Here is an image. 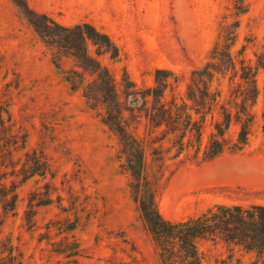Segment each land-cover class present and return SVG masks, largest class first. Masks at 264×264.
Here are the masks:
<instances>
[{
    "label": "rangeland",
    "instance_id": "obj_1",
    "mask_svg": "<svg viewBox=\"0 0 264 264\" xmlns=\"http://www.w3.org/2000/svg\"><path fill=\"white\" fill-rule=\"evenodd\" d=\"M16 1L0 0V153L6 156L0 177L18 195L14 211L0 200V264H175V257L166 262L132 197L121 141L104 122L102 85L70 53L47 45L29 20L90 24L111 38L117 58L100 54L91 41L88 53L115 80L123 124L144 137L141 96L157 85V70L171 73L158 77L169 76L165 100L172 106L198 71L226 68L221 60L228 53L238 76L215 74L213 89L223 97L232 79L240 81L243 61L256 67L264 55V0H243L240 10V0ZM67 77L81 86L73 88ZM257 79L263 90V68ZM220 111L208 114L206 137ZM257 113L242 152L210 161L191 149L176 158L175 150L165 154L157 203L166 220L185 221L217 205L264 206L262 102ZM196 246L203 264H264V257L219 240L199 239Z\"/></svg>",
    "mask_w": 264,
    "mask_h": 264
},
{
    "label": "trees",
    "instance_id": "obj_2",
    "mask_svg": "<svg viewBox=\"0 0 264 264\" xmlns=\"http://www.w3.org/2000/svg\"><path fill=\"white\" fill-rule=\"evenodd\" d=\"M16 3L21 6L18 0ZM243 7L244 1H238L236 8L240 10ZM26 8H29L27 4ZM44 19H46L44 23L29 20L42 40L51 47L70 53L81 65L80 67L97 77L99 84L102 85L100 92L105 99L103 104L106 105L107 111L104 122L121 141L122 153L126 158V171L130 175V192L148 232L166 262L170 263V259L175 257V264H203L196 246V241L199 239L219 240L264 257L263 205L252 204L248 207L217 205L199 216L185 221L171 222L163 217L157 203V185L163 175L167 152L175 150L176 158L191 149L195 151L196 156L202 153L203 159L210 161L226 153L242 152L247 147L258 123L257 107L260 102L264 117V89L259 87L257 79L258 70L264 69V55L258 56L255 68L245 65L243 61L240 81L235 82L232 79L233 89L230 94L223 97L221 91L213 89L215 74L225 75L232 70L238 76L234 59L228 53L221 60V65L226 68L211 71L207 67L198 71L188 86L189 92L180 98L175 96L172 106H169V102L165 100L169 76L164 80L158 77L161 73H171L157 70V85L141 96L145 103L144 116L148 131L144 137H138L123 124V113L117 101L115 80L109 69L90 56L87 49V43L91 41L98 47L100 54L117 58L119 49L115 43L107 34L90 24L63 27L46 16ZM237 76L235 75L234 78ZM67 81L73 88L81 86V83H75L69 77ZM85 94L87 100H94L92 94L89 92ZM149 102H152L151 106L148 105ZM217 106L221 110L219 118L213 119V129L206 137L205 120L208 114L215 117L214 111ZM196 116H200L202 120H197ZM232 127L236 128L233 138L230 133ZM155 131H162L163 135L153 137ZM174 134V138L168 139V136ZM167 141L171 143L168 148H166ZM150 156H152L151 161H149ZM0 157L2 160L6 158L5 153L3 155L0 153ZM37 172L43 171L33 170L31 173L37 174ZM11 189L0 177V200L5 211H14L17 206L18 195Z\"/></svg>",
    "mask_w": 264,
    "mask_h": 264
}]
</instances>
